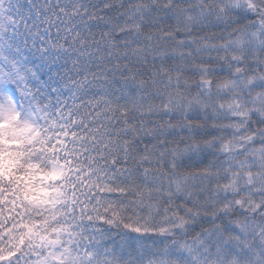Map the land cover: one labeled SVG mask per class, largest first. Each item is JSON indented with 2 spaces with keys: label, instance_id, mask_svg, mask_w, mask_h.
<instances>
[{
  "label": "snow or ice",
  "instance_id": "obj_1",
  "mask_svg": "<svg viewBox=\"0 0 264 264\" xmlns=\"http://www.w3.org/2000/svg\"><path fill=\"white\" fill-rule=\"evenodd\" d=\"M0 264H264V0H0Z\"/></svg>",
  "mask_w": 264,
  "mask_h": 264
}]
</instances>
